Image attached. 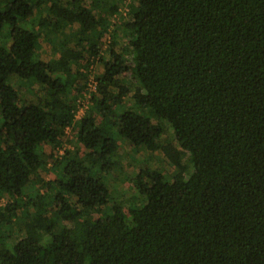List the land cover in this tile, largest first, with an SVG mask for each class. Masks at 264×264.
I'll list each match as a JSON object with an SVG mask.
<instances>
[{
    "label": "trees",
    "instance_id": "1",
    "mask_svg": "<svg viewBox=\"0 0 264 264\" xmlns=\"http://www.w3.org/2000/svg\"><path fill=\"white\" fill-rule=\"evenodd\" d=\"M102 1L0 0V264H264V0H130L106 44ZM96 62L75 118L68 88ZM147 113L188 160L171 158L170 180L138 169L123 211L102 181L117 144L99 120L154 154Z\"/></svg>",
    "mask_w": 264,
    "mask_h": 264
},
{
    "label": "rangeland",
    "instance_id": "2",
    "mask_svg": "<svg viewBox=\"0 0 264 264\" xmlns=\"http://www.w3.org/2000/svg\"><path fill=\"white\" fill-rule=\"evenodd\" d=\"M129 1L130 0H103L99 3L98 8L103 12L101 17L103 20H105V22L102 24V27L106 31H101V38L104 40V43L105 41L109 40V36L114 35L116 33L121 35L127 31L128 25L125 24L127 20L126 18L121 19V17L125 15L126 11L130 10ZM114 2L120 3L117 5L116 9L113 12L106 13L105 11L108 9L109 5L113 4ZM37 32L41 33V29H37ZM69 37L72 38L73 41H76L79 37V28L75 27L73 33L69 35ZM42 39L43 34H41L39 41H41ZM79 43L81 45H84L83 41H79ZM46 46L47 44H44V47ZM51 62L54 63L55 61H53L52 59L50 63ZM101 71V63L96 62L92 66V71L90 72V74L86 75L85 81L83 82L82 86L77 85L78 88L74 86H70L68 88V93L72 94L73 96L75 95V99L79 100L78 102H80V105L76 107V111H78L80 114L82 112L83 106L89 104L86 99L83 101V98H86L85 91L89 88V83L91 80L90 75L92 72H94L95 75H99ZM125 80L129 83V86L131 88L134 87L135 83L130 77H125ZM74 83L79 84L80 79H75ZM21 84L23 85L28 94H33L34 87L30 84V82H21ZM89 111L91 115L96 114L94 106L90 105ZM139 111L141 113H144L143 110L139 109ZM148 115L150 116V118H152L154 124L156 126H159L162 131V149L155 152L154 154L145 151L141 147L127 146V144L122 142V140L118 137L115 131H110L108 128H105L106 126L104 120L107 119L106 117L99 120L100 127L104 130L105 133L111 136L117 144L115 151L116 158L114 168L110 170L109 173L104 175L102 181L106 184L105 186L108 190L109 200L115 202L123 211H125L127 208L137 207V197L135 195L136 192L133 189L131 182L133 176L135 175L138 169L147 165L151 168H155L165 180H170L172 174L174 173V167L168 165L170 163L171 158L173 159L178 156V159H180L181 161L188 160L186 156H182L181 154H179L177 149L174 147L173 133L170 129L169 124L166 123L164 119L159 118L156 115ZM76 128L77 127H75V129ZM66 134L72 137L64 147L73 150L76 156H81L83 149L80 143L75 139L74 130L69 128L66 130ZM54 172L55 168L51 166L50 162L47 163V165H45L42 170V174L46 179L52 178L54 176ZM107 210L108 206L106 205L102 208L100 212L91 213L90 216L94 218L98 217L102 214H105Z\"/></svg>",
    "mask_w": 264,
    "mask_h": 264
},
{
    "label": "built area",
    "instance_id": "3",
    "mask_svg": "<svg viewBox=\"0 0 264 264\" xmlns=\"http://www.w3.org/2000/svg\"><path fill=\"white\" fill-rule=\"evenodd\" d=\"M94 85H95V82L93 80H90L88 91H93L95 87ZM81 114L78 111H76L75 117L78 118Z\"/></svg>",
    "mask_w": 264,
    "mask_h": 264
}]
</instances>
